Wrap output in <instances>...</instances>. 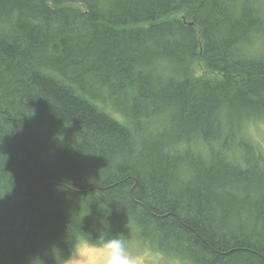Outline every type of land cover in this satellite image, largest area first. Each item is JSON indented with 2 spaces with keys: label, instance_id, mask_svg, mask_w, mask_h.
I'll return each instance as SVG.
<instances>
[{
  "label": "trees",
  "instance_id": "16d2710c",
  "mask_svg": "<svg viewBox=\"0 0 264 264\" xmlns=\"http://www.w3.org/2000/svg\"><path fill=\"white\" fill-rule=\"evenodd\" d=\"M262 122L264 0H0V264H264Z\"/></svg>",
  "mask_w": 264,
  "mask_h": 264
},
{
  "label": "clouds",
  "instance_id": "9594fccd",
  "mask_svg": "<svg viewBox=\"0 0 264 264\" xmlns=\"http://www.w3.org/2000/svg\"><path fill=\"white\" fill-rule=\"evenodd\" d=\"M63 240L65 248L52 244L46 252L52 264H146L145 258L134 255L119 234L93 237L81 230L65 235ZM41 262L45 264L43 258Z\"/></svg>",
  "mask_w": 264,
  "mask_h": 264
},
{
  "label": "rangeland",
  "instance_id": "374dc122",
  "mask_svg": "<svg viewBox=\"0 0 264 264\" xmlns=\"http://www.w3.org/2000/svg\"><path fill=\"white\" fill-rule=\"evenodd\" d=\"M200 72H203V70H200ZM250 130L251 134L256 139V141L264 148V122L253 126ZM121 237L126 240L130 251L134 255H139L145 258L146 264H186L184 262L177 261L174 259V261L170 260L173 257H167L165 255H159L157 253H154L148 248V243L142 242V239L140 237L134 236L133 233L131 235L127 234Z\"/></svg>",
  "mask_w": 264,
  "mask_h": 264
}]
</instances>
